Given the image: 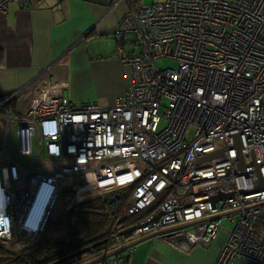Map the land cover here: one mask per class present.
<instances>
[{
    "label": "built area",
    "instance_id": "1",
    "mask_svg": "<svg viewBox=\"0 0 264 264\" xmlns=\"http://www.w3.org/2000/svg\"><path fill=\"white\" fill-rule=\"evenodd\" d=\"M28 1L0 0V12ZM128 5L116 31L128 88L112 107L73 105L66 83L48 79L50 68L0 98L5 130L18 141L0 171V243L34 244L60 200L59 182L70 177L64 214L120 192L125 218L160 202L133 226H117L115 217L107 246L155 233L188 251L225 232L214 264H264V227L255 228L264 189L252 192L260 187L255 165L264 181V0ZM160 60L177 67L162 70ZM37 161L57 164L39 171Z\"/></svg>",
    "mask_w": 264,
    "mask_h": 264
},
{
    "label": "crops",
    "instance_id": "2",
    "mask_svg": "<svg viewBox=\"0 0 264 264\" xmlns=\"http://www.w3.org/2000/svg\"><path fill=\"white\" fill-rule=\"evenodd\" d=\"M148 1L136 4L151 6L163 0ZM128 7L125 0H29L26 7L9 5L5 14L0 12V98L50 68L48 79L66 83L63 95L73 105L112 107L128 88L116 58L117 26ZM4 123L0 117V171L9 153L14 155L2 142ZM225 241V232H219L209 247L182 251L154 233L106 245L76 264H104L103 255L115 252L122 264H214ZM233 264L249 263L237 259Z\"/></svg>",
    "mask_w": 264,
    "mask_h": 264
},
{
    "label": "trees",
    "instance_id": "3",
    "mask_svg": "<svg viewBox=\"0 0 264 264\" xmlns=\"http://www.w3.org/2000/svg\"><path fill=\"white\" fill-rule=\"evenodd\" d=\"M131 5H137L136 0H126ZM2 52L0 51V63ZM5 97V96H3ZM70 194L62 190L61 196ZM127 197L126 192H120L109 196H102L94 200L84 202L73 208L60 218L59 226L63 228L64 235L61 238L40 236L34 244L26 246L22 250L12 249V243H0V264H52L74 253L89 248L106 240L107 230L114 218L117 226L129 227L137 224L151 214L160 203H156L149 209L132 218H125L120 211ZM109 199L113 201L110 202ZM113 218V219H112ZM264 227V218L257 221L256 230ZM107 244L91 249L86 254L73 258L63 264H76L86 256L102 251ZM6 246H11L7 248Z\"/></svg>",
    "mask_w": 264,
    "mask_h": 264
},
{
    "label": "rangeland",
    "instance_id": "4",
    "mask_svg": "<svg viewBox=\"0 0 264 264\" xmlns=\"http://www.w3.org/2000/svg\"><path fill=\"white\" fill-rule=\"evenodd\" d=\"M152 2L149 0L148 1V5H150ZM155 66L164 70V69H176L177 67V64L174 63V62H171V61H168V60H160V61H157L155 63ZM4 128H5V123H4ZM2 142H3V145L5 146V142L6 144H8L9 148L11 149L12 153L16 156L17 153H18V142H17V139L15 137V134L13 132V130H9V131H5L3 129V138H2ZM33 143H35V139H33ZM54 164H57V163H54V162H51V163H48V164H44L42 168H40L41 164L38 163L37 161V167L39 168V171L41 170H51L53 168V165ZM45 167V168H44ZM72 185V179L70 177H66L64 178L63 180H61L59 182V188H60V194H61V191L64 190V191H68L69 187ZM17 188H20L21 185L20 184H17L16 186ZM62 196H60V200L59 202L57 203V206L55 207L54 209V212H53V216L50 220V223H48V225L46 226L45 230H44V233L41 235H45V234H48V236H55L56 238H61L63 235H64V230L63 228H61V226H59V221H60V218L62 216H64V210H65V207L69 201H70V198L71 196L69 194H66L64 195L63 198H61ZM222 226L224 228H232L228 222L226 221H223L222 222ZM12 244V243H11ZM28 243L24 244L27 246ZM7 248H11V246H6ZM16 248V246L14 245L12 247V249ZM14 250V249H13Z\"/></svg>",
    "mask_w": 264,
    "mask_h": 264
},
{
    "label": "water",
    "instance_id": "5",
    "mask_svg": "<svg viewBox=\"0 0 264 264\" xmlns=\"http://www.w3.org/2000/svg\"><path fill=\"white\" fill-rule=\"evenodd\" d=\"M235 146L238 148V143H237V142L235 143ZM220 155H221V152H217V153H214V154H211V155H208V156L202 157V158L199 159V161H202V160H210V159H213V158H217V157L220 156ZM239 160H240L239 168H244V165H243V163H242V161H241L240 155H239ZM255 168H256V174H257L258 180H259V182H260V187L256 188V189L253 190L252 192L261 191V190L264 189V181L261 179V177H260V175H259V168H260V166H259V165H255ZM252 192H249V193H252ZM245 193H246V192H245ZM229 197H231V195H230V196H220V197H218V199H216V200H220V199H228ZM216 200H215V201H216ZM109 201L112 202L113 200H112V199H109ZM188 226H190V224H189V225H185L184 227H188ZM139 227H140V226L137 225V226H135V227L129 228V229H127V230L121 232V234H119V235H120V236H128V235H130L135 229H137V228H139ZM106 243H107V240H104V241H102V242H100V243H98V244H95V245H93V246H91V247H89V248H86V249L81 250V251H79V252H77V253H74V254H72V255H70V256H68V257H66V258H64V259H62V260H60V261H58V262L52 263V264H63V263H65V262H67V261H69V260H71V259H73V258H76V257H79V256H82V255L86 254V253H87L88 251H90L91 249H95V248H97V247H99V246H102V245H104V244H106ZM114 254H116V252H115V253H107L106 255H103V257L100 259V261H103V260H105L106 258H109V257L113 256Z\"/></svg>",
    "mask_w": 264,
    "mask_h": 264
}]
</instances>
